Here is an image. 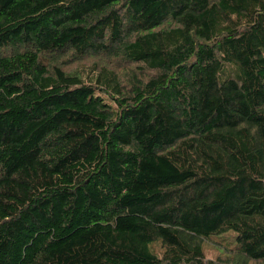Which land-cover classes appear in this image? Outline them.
<instances>
[{
  "label": "trees",
  "instance_id": "1",
  "mask_svg": "<svg viewBox=\"0 0 264 264\" xmlns=\"http://www.w3.org/2000/svg\"><path fill=\"white\" fill-rule=\"evenodd\" d=\"M0 264H264V0H0Z\"/></svg>",
  "mask_w": 264,
  "mask_h": 264
},
{
  "label": "rangeland",
  "instance_id": "2",
  "mask_svg": "<svg viewBox=\"0 0 264 264\" xmlns=\"http://www.w3.org/2000/svg\"><path fill=\"white\" fill-rule=\"evenodd\" d=\"M219 241L221 240H224L223 238H218ZM216 239V241L218 240ZM222 242H226L225 240L222 241ZM234 243V236L232 237V242L231 244ZM202 252L204 254V256L207 258V259H214L215 257H217L218 255H221L223 254V250L217 246H215L214 244L212 243H209V242H203L202 244Z\"/></svg>",
  "mask_w": 264,
  "mask_h": 264
}]
</instances>
